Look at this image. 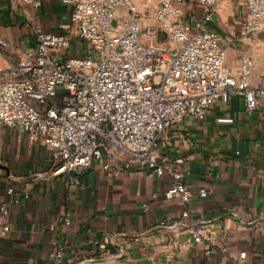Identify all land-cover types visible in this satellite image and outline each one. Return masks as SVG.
Instances as JSON below:
<instances>
[{
  "label": "crops",
  "instance_id": "1",
  "mask_svg": "<svg viewBox=\"0 0 264 264\" xmlns=\"http://www.w3.org/2000/svg\"><path fill=\"white\" fill-rule=\"evenodd\" d=\"M134 1L145 24H154L159 0ZM72 9L63 0L39 6L0 0L7 53L21 55L40 28L70 34L69 46L56 52L61 58L82 54L85 42L70 22ZM186 14L200 17L202 11L191 4ZM243 14L239 0H221L210 27L226 39L234 71L250 54L252 83L264 85V31L243 37ZM6 65L0 57V67ZM156 154L187 174L193 216L184 217L186 206L167 198L169 170L157 175L129 157L104 156L72 183L53 172L52 151L39 135L0 128V203L19 200L8 218L10 232L0 236V264H240L243 251L245 263L264 264V98L249 109L235 94L214 103L203 119L186 117L159 137ZM201 216L216 242L211 254L191 241ZM60 246L64 256L57 260L53 253Z\"/></svg>",
  "mask_w": 264,
  "mask_h": 264
},
{
  "label": "built area",
  "instance_id": "2",
  "mask_svg": "<svg viewBox=\"0 0 264 264\" xmlns=\"http://www.w3.org/2000/svg\"><path fill=\"white\" fill-rule=\"evenodd\" d=\"M63 1L73 6L70 22L85 42L84 52L61 58L56 52L69 46L70 34L38 28L35 44L9 55V43L0 36V57L7 62L0 67V128L39 135L52 151L53 172L67 174L72 183L79 184V172L104 156L129 157L157 175L169 170L167 198L186 206L184 217L193 216L187 174L158 160L157 140L186 117L203 119L219 100L240 94L254 109L264 98V85L252 83L253 57L242 55L235 72L226 39L210 27L221 0H159L152 25L145 24L134 0ZM239 2L241 35L264 31V0ZM191 4L201 8L200 17H188ZM14 192L10 186L8 193ZM18 201L0 203V236L10 232L8 218ZM191 241L208 254L215 251L204 216ZM246 254L241 252L240 264H247ZM63 256L60 246L53 257Z\"/></svg>",
  "mask_w": 264,
  "mask_h": 264
}]
</instances>
